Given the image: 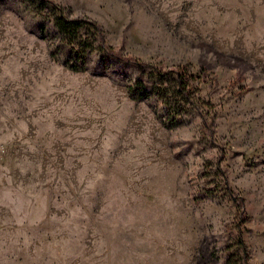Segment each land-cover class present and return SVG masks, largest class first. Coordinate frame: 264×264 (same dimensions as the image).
Returning <instances> with one entry per match:
<instances>
[{
  "label": "rangeland",
  "instance_id": "1",
  "mask_svg": "<svg viewBox=\"0 0 264 264\" xmlns=\"http://www.w3.org/2000/svg\"><path fill=\"white\" fill-rule=\"evenodd\" d=\"M52 1L126 60L200 76L199 110L166 122L131 62L69 69L0 0V264H243L240 239L264 264V0Z\"/></svg>",
  "mask_w": 264,
  "mask_h": 264
},
{
  "label": "trees",
  "instance_id": "2",
  "mask_svg": "<svg viewBox=\"0 0 264 264\" xmlns=\"http://www.w3.org/2000/svg\"><path fill=\"white\" fill-rule=\"evenodd\" d=\"M35 8L36 16H43L41 30L48 32V24H51L56 42L53 43L52 52L60 54L64 58V64L71 70L88 69V61L92 54H96V64L93 70L99 68L105 72L109 67L108 62H131L140 69L139 75L128 85L127 90L132 98L146 100L150 97L161 104V115L166 113V122L172 124L174 120L189 112H198L199 98L197 96L200 76H193L185 65H177L168 69L151 67L139 64L135 60H126L113 48L108 46L98 24L83 18L67 17L61 7L52 0H22ZM112 60V61H111ZM114 61V62H115ZM150 66V67H147ZM150 68L149 71H145ZM237 253H242L243 264H247V256L242 239L239 240ZM230 248L229 246H226ZM228 260L233 261V252H229Z\"/></svg>",
  "mask_w": 264,
  "mask_h": 264
}]
</instances>
